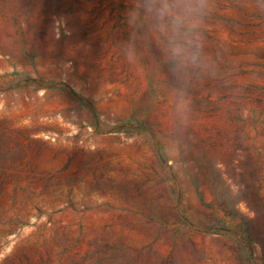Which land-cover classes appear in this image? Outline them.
I'll list each match as a JSON object with an SVG mask.
<instances>
[{
	"label": "rangeland",
	"instance_id": "rangeland-1",
	"mask_svg": "<svg viewBox=\"0 0 264 264\" xmlns=\"http://www.w3.org/2000/svg\"><path fill=\"white\" fill-rule=\"evenodd\" d=\"M177 78L142 0H0V264H264V0H206Z\"/></svg>",
	"mask_w": 264,
	"mask_h": 264
},
{
	"label": "clouds",
	"instance_id": "clouds-1",
	"mask_svg": "<svg viewBox=\"0 0 264 264\" xmlns=\"http://www.w3.org/2000/svg\"><path fill=\"white\" fill-rule=\"evenodd\" d=\"M206 8V0H142L141 10L132 14L178 79L201 65L200 28Z\"/></svg>",
	"mask_w": 264,
	"mask_h": 264
}]
</instances>
